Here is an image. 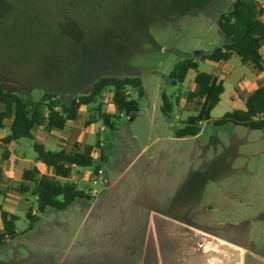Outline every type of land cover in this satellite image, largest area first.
<instances>
[{
    "label": "rangeland",
    "instance_id": "rangeland-1",
    "mask_svg": "<svg viewBox=\"0 0 264 264\" xmlns=\"http://www.w3.org/2000/svg\"><path fill=\"white\" fill-rule=\"evenodd\" d=\"M233 1L215 0L208 11L181 15L177 10L187 8L185 0H0V82L29 102L48 93L69 102L74 96L88 94L103 76L141 78L144 94H133L139 99L140 110L122 116L116 128L101 120L87 125L90 107L84 106L79 120L55 135V142L59 140L68 150L96 144L98 139L104 143L97 155L105 150L108 162L96 156L93 166L80 167V174L74 177L82 187L93 188L91 177L96 165H103L105 176L109 164L116 165L114 175L120 176L117 186H125L118 194L124 193L127 199L147 158L144 155L139 160L136 156L148 144L153 153L161 151L156 189H161L163 198H167L169 187L186 182L193 189L192 219L203 231L247 246L254 239L264 245V128L250 129L233 122L214 124L226 112L245 108L243 101L249 89L243 83L252 76V66L243 64L238 56L227 63L202 62L199 70L216 73L225 81L226 90L211 119L203 121L200 135L185 141L171 139L188 117L197 114V105L186 100L195 88L196 72L191 70L177 85L172 84L170 73L177 62L197 53H210L228 42L216 15L227 11ZM163 93L174 103L170 115L161 109ZM178 96L179 105L175 103ZM111 97L110 91L102 97L108 113L115 112ZM102 126L107 129L101 131ZM156 137L161 141L151 143ZM29 151L35 152L34 145ZM174 152L179 155L172 159ZM169 166L175 168V175H182L171 179L164 172ZM106 196L79 198L67 209L52 208L47 220L42 215L37 217L31 231H25L30 219L19 205L14 213L19 215L16 226L24 242L20 238L0 247V261L40 264L47 260L41 255L49 253L48 248L59 237L58 247L65 249V255L50 257V263H58L65 256L67 264L84 252H90L78 258L84 264L133 263L131 258L136 255L124 259L117 254L120 257L113 255L109 261L108 252H116V246L124 244L132 251L138 243L136 237L148 224L136 222L137 216H105L112 214L120 201L119 196L113 197L103 206L113 193ZM208 203L216 209L207 210ZM200 212L202 216H198ZM253 216L255 222L249 219ZM49 223L59 229L52 232ZM44 230L47 234H42ZM112 240L116 245H110Z\"/></svg>",
    "mask_w": 264,
    "mask_h": 264
},
{
    "label": "trees",
    "instance_id": "trees-1",
    "mask_svg": "<svg viewBox=\"0 0 264 264\" xmlns=\"http://www.w3.org/2000/svg\"><path fill=\"white\" fill-rule=\"evenodd\" d=\"M211 0H185L186 9L177 10L181 15H195ZM220 30L227 37L228 42L217 47L210 53H197L177 62L171 73L172 84L183 83L191 70L196 72L195 88L187 95V101H194L197 105V114L188 117L184 125L179 127L175 135L178 138L197 136L202 131L203 121L211 119V113L221 101L225 92L224 80L209 72H202L199 66L207 60L227 62L233 56H238L243 64L251 65L255 72L264 71V59L261 48L264 46V7L259 0H235L232 6L223 12L218 19ZM131 90L133 92H131ZM106 91L112 93L111 102L115 107L114 113L103 109L102 97ZM138 97L144 94V88L139 77L103 76L94 82L88 94H80L71 98L69 102L61 101L60 97L48 95L36 102H29L22 96L8 91L0 82V102L4 109L0 110V129L4 121L12 118L10 132L2 142L6 145L22 138H33L32 130L36 126L44 127L48 132L64 130L69 122H77L81 109L90 107V116L87 125L101 120L110 128H116L119 119L140 110ZM178 96L175 103L179 105ZM245 108L226 112L222 118L214 121L215 125L227 122L244 125L250 129L264 128V84L259 85L244 98ZM174 103L166 93L162 94L161 109L165 115L173 111ZM263 113V117L260 114ZM38 159L50 170V174H42L36 167L26 169L22 180L14 190L21 194H30L35 198L37 208L44 212L47 208L65 209L76 199L90 197L79 190L77 185L69 179L78 176L76 167H89L95 163V152L100 151L99 140L95 145H86L83 149L68 151L46 150L43 144L34 143ZM100 158L103 162L102 153ZM101 165H96L95 172ZM3 178L0 167V181ZM61 178L67 179L62 181ZM1 209V208H0ZM1 211L0 246L17 236L16 222L18 216L3 209ZM30 219L29 229L36 221L31 212L27 213Z\"/></svg>",
    "mask_w": 264,
    "mask_h": 264
},
{
    "label": "crops",
    "instance_id": "crops-1",
    "mask_svg": "<svg viewBox=\"0 0 264 264\" xmlns=\"http://www.w3.org/2000/svg\"><path fill=\"white\" fill-rule=\"evenodd\" d=\"M214 1L215 0L208 1L199 12L208 11L210 4H212V2ZM259 1L260 3L264 2V0ZM233 2L229 7H227L228 9L232 6ZM262 6L264 7V4H262ZM222 13L223 12L216 15L217 22L219 16ZM261 53L264 59V46L261 48ZM213 74L217 75L214 72ZM244 84L247 85L249 93H251L259 85L264 84V71H254L250 79H247V81L243 83V86ZM238 100L241 102L240 99ZM3 109L4 105L0 102V110ZM12 121L13 117L6 119L4 121V127L0 129V143L3 147V153L0 154V167L2 168L3 172V178L0 181V208L17 215L14 212L19 205H22L24 208V214L26 216L28 212H31L35 217H39L40 215H42V217L44 216V218L47 220L49 211L52 208H47L44 212H40L37 208L35 198L31 197L29 193L21 194L18 191L14 190V188L17 187L22 180L23 172L26 169L36 167L42 174H50L49 168H47L46 165L38 159V153L36 151L33 153L29 151V148L34 145L35 142L43 144L46 150L55 151L60 149H68L67 147L62 145L59 140L55 142L54 137L55 135H59L60 130H53L51 132H48L42 126H36L32 130V139L22 138L18 141L12 142L9 145H6L2 142V140L9 134ZM70 123L73 122H69L66 127ZM134 137V139L137 138V136L135 135ZM188 138L189 137L178 138L172 136L171 139L176 141H185ZM164 140L170 139L165 138ZM160 141L161 138L156 137V139H154L151 143ZM88 145H95V143ZM47 146H49L50 148L59 149H49ZM83 148L79 149L81 150ZM73 150L75 149H70L68 151ZM144 155L147 156V158L145 159V162L140 171L142 175L139 178L138 183L133 186V194L130 193L127 199L124 197V193L118 194L120 191L125 190V186L124 184L119 187L117 186V180L120 178V176L115 177L114 175L116 171L113 170V168H115L116 165L111 166V164H109L110 166L108 167V169H106V178L107 180L109 179V181L106 185L102 186V192L98 196H96L100 197L101 199V197L106 196L108 193H113V196L104 200L103 206H105V204H110V201L113 197L117 198V196H119L120 198L119 204L117 202L115 203L116 209H114L113 213H107L105 216H137L136 222L140 223V221H142L148 224L145 228L146 233L144 232L141 236L139 235L138 237H136L138 243L136 247L132 249V251L129 250V247L126 246V244H124L123 246H116L118 251L113 252L112 250H110L108 252V254H110L108 256L109 261H112L113 255L120 257L117 255L119 254L123 256L124 259L125 257H127L128 259V257L133 255L137 256L136 258H131L133 260V263L122 264H264V245L259 243L257 239L250 241L251 246H247L242 243L226 239L220 234H212L203 231L193 221L192 216H195L193 213V189L191 187H188L186 185V182L184 186L177 185L176 187L174 186L173 189L169 187L168 190L167 188H165L167 190L168 196L166 199L163 198L161 189H156V180L158 178V174L161 173V164L157 161V158L161 155V151H159V153H153L151 151L150 145L145 144L140 150L139 154L136 156V159L140 157V160ZM177 155L179 154L174 152L171 154V158L175 159ZM102 156L104 158L103 162L107 163L109 160V156L107 155L105 150H103ZM79 168L80 167H76L74 171L80 174ZM164 172L171 179L173 177L175 178V176L182 175V173L175 175L177 171L175 172V168L172 166L166 168ZM183 178H186V176L182 177V179ZM61 180L66 181L67 179L61 178ZM108 184L109 186H107ZM11 189H13L14 191ZM104 193L106 194L102 196ZM96 197L90 196V198ZM135 197L137 198L136 204ZM76 200L71 205H73ZM71 205H69L67 208H69ZM207 205V210L216 209L214 207V204L208 203ZM201 214L202 213L200 212L198 216L203 215ZM17 216L19 219V215ZM145 216L148 217L145 218ZM249 219L251 222H255L257 220L256 216L250 217ZM59 223L60 221H58V224ZM33 226L30 228L31 230H33ZM49 226L52 232L53 229H55V231L59 229L58 227H54L53 223H49ZM30 229L28 227L25 231H28ZM47 232V230H44L42 234H47ZM20 238L22 239L21 243H23L24 235L17 229V236L14 239L8 241L4 246L10 245L13 240L17 241ZM55 238L57 243H54L53 246H50L48 248L49 253L41 255L43 257L46 256L47 260L42 261L40 264H65V256H62V260L58 263L49 262V260L51 259L50 257L52 256L56 257L59 254L65 255V249H61V247H58L60 238ZM84 244L86 246L89 245V241L85 240ZM110 245H116V242L112 240L110 241ZM111 248L113 247L111 246ZM83 254L90 255V252H84ZM83 254L77 255L78 258H81L80 256H83ZM78 258H75L72 262L67 264H84V262L78 261L80 260ZM112 262L108 264H113ZM0 264H2L1 261Z\"/></svg>",
    "mask_w": 264,
    "mask_h": 264
},
{
    "label": "built area",
    "instance_id": "built-area-1",
    "mask_svg": "<svg viewBox=\"0 0 264 264\" xmlns=\"http://www.w3.org/2000/svg\"><path fill=\"white\" fill-rule=\"evenodd\" d=\"M261 117H263V113L260 114ZM107 128L106 126H102L101 127V131H105ZM99 146L100 148L104 147V143L102 140H99ZM99 151L95 152V157L99 156L97 155ZM100 159V156H99ZM101 165V164H98ZM72 183H74L75 185H77V187L79 188V190L84 191L85 193L89 194L90 196L96 197L98 196L101 192H102V186L106 185L108 183V180L104 174V171L102 170V165L99 168V170H97V172H93L92 177H91V182L93 184V188H84L80 185V180L78 177H74V178H70L69 179Z\"/></svg>",
    "mask_w": 264,
    "mask_h": 264
}]
</instances>
